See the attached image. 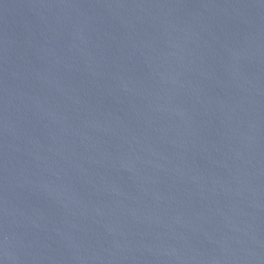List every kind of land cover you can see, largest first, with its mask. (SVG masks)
Here are the masks:
<instances>
[{
  "label": "water",
  "instance_id": "95a60500",
  "mask_svg": "<svg viewBox=\"0 0 264 264\" xmlns=\"http://www.w3.org/2000/svg\"><path fill=\"white\" fill-rule=\"evenodd\" d=\"M0 264H264V0H0Z\"/></svg>",
  "mask_w": 264,
  "mask_h": 264
}]
</instances>
